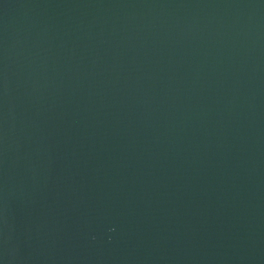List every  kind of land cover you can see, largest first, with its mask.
<instances>
[{
  "label": "water",
  "instance_id": "water-1",
  "mask_svg": "<svg viewBox=\"0 0 264 264\" xmlns=\"http://www.w3.org/2000/svg\"><path fill=\"white\" fill-rule=\"evenodd\" d=\"M0 264H264V0H5Z\"/></svg>",
  "mask_w": 264,
  "mask_h": 264
},
{
  "label": "snow or ice",
  "instance_id": "snow-or-ice-1",
  "mask_svg": "<svg viewBox=\"0 0 264 264\" xmlns=\"http://www.w3.org/2000/svg\"><path fill=\"white\" fill-rule=\"evenodd\" d=\"M0 5H2L3 7L6 6L7 4L5 3V0H0Z\"/></svg>",
  "mask_w": 264,
  "mask_h": 264
}]
</instances>
